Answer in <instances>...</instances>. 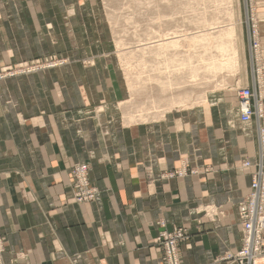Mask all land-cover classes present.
I'll return each instance as SVG.
<instances>
[{
	"label": "crops",
	"instance_id": "crops-1",
	"mask_svg": "<svg viewBox=\"0 0 264 264\" xmlns=\"http://www.w3.org/2000/svg\"><path fill=\"white\" fill-rule=\"evenodd\" d=\"M109 31L99 0H0V69L61 60L0 79V264H162L160 221L187 229L183 264H226L241 245L251 169L239 164L256 158L254 121L218 94L125 122ZM76 163L97 187L91 202L72 199Z\"/></svg>",
	"mask_w": 264,
	"mask_h": 264
},
{
	"label": "rangeland",
	"instance_id": "rangeland-1",
	"mask_svg": "<svg viewBox=\"0 0 264 264\" xmlns=\"http://www.w3.org/2000/svg\"><path fill=\"white\" fill-rule=\"evenodd\" d=\"M99 2L100 5L105 9V20L107 21L108 27L110 28V36L114 40V48L116 51L115 53H117L118 65L120 68L121 75L123 77V80H125L126 82H128L129 80L127 79V71L123 64V57L119 58L118 55L122 53V51L131 50H133L132 52L136 51L137 53H135L136 57L133 58V63L137 64V70L141 74L140 79H142L141 82H143V84L139 83L138 86L140 87L138 89H135V91L132 93L128 89L129 98L127 99V101L129 100V102L126 104L124 103V107L122 106V108L126 107V109L128 110H133L135 106L142 104L143 106L148 107L149 110L145 112L144 117L140 119L134 118L129 123L157 120L161 118V115H164L166 112H168L169 108H173L171 110H188L194 108V106H197V104L199 106L201 103H204L201 101V97L204 93L206 94L204 95L207 97L210 95L222 94L223 98H231L232 100L234 99L236 102L238 92L237 89L241 86H246L247 82L252 83V76L250 74V61L248 58V49L246 47V32L244 24L245 7L243 0H99ZM234 23L237 24L236 28L238 31V37L235 36V38L238 40V47L240 53L234 54L236 55V57L234 56L235 58L233 59V64L232 66H230L231 68L223 67L221 68L222 70L217 71L219 73L216 72L215 74L212 72L205 71L202 67L198 69V78L205 77L204 79H202V81L205 82H201V84L193 86L190 94L191 99H189L187 101V104L184 105L187 108L179 106L178 104L173 107H168L165 102L166 100H162L158 104H156L160 107H158L157 109L155 108L156 110L153 109L151 107V102L148 101L150 99V95L154 96L156 94L155 87L151 89V83H154V81L151 79L152 75H156L157 78L161 76L165 78L166 74L163 71H165L164 69L166 67L164 66L166 64L171 65L170 70L175 69L173 72H171L172 74L170 75V77L173 79L174 77L179 75V70L176 69L178 67V65L176 64L177 61L172 60V57L169 59L171 61L170 62L169 60L163 61V58H158L157 55L156 57H153L155 56V54L153 53H150L152 54L151 56H149V53L144 54V56L138 54L140 53L141 49L145 46L144 43L147 41L155 40L160 36L161 33L174 29L179 31V34H182L184 32L183 34H187L189 36L195 33H203L204 30L210 27L217 31L221 28H226L225 26L228 27L230 25H233ZM211 28L210 31H213V29ZM195 29H197V31ZM181 31L182 33H180ZM118 40H121L123 41V43H125V45L123 46L125 48L124 50L120 49V47H117L116 44ZM233 43V45L237 47V41H235V39ZM193 47L197 51L196 53H192L193 56L191 57V61L193 65L197 64V66H202L204 64V62L202 63L203 60H198L199 58L197 54L199 56L203 54V57H205L208 56L211 51L213 55L217 54L215 56L219 58L218 53L216 52V50H214V48H210L205 53H203V48L201 45H194ZM147 48L152 51L156 50L154 49V47L148 46L145 49ZM140 58L142 59V61H140ZM236 58L238 60H236ZM140 67L141 69H143L139 70ZM187 70L188 69H186V71ZM176 72L178 73L176 74ZM187 75V73H184L183 78H186ZM262 86L263 87L261 89H264V84ZM163 110H165V112H163ZM133 113L136 114V112ZM123 118L125 122H128L125 113H123ZM261 120H263V118ZM254 127L256 129L255 123ZM179 168H183L185 172L187 170V168L184 167L182 164ZM178 170L179 169H176L174 172L177 173ZM168 173L173 172L170 171Z\"/></svg>",
	"mask_w": 264,
	"mask_h": 264
},
{
	"label": "built area",
	"instance_id": "built-area-1",
	"mask_svg": "<svg viewBox=\"0 0 264 264\" xmlns=\"http://www.w3.org/2000/svg\"><path fill=\"white\" fill-rule=\"evenodd\" d=\"M244 24L246 32V47L250 61V86H241L237 89L236 103L239 110V119L242 122L254 121L256 125V158L250 162L245 159L240 165L251 169L250 185L246 196L237 205L238 222L241 230V245L237 250H228L220 260L226 264H255L256 258L264 245V127L259 125L263 118L264 109L259 105L260 89L263 87L264 77V48L261 46V34L258 29L257 3L255 0H243ZM61 60H47L42 63H20L12 68L0 69V79L24 75L43 68L58 65ZM73 184L72 199L77 203L91 202L97 196V187L90 182L86 163H76L71 167ZM185 170L179 168L177 173H168L167 176L182 175ZM163 229L158 234V244L162 252V264H183L181 262L180 245L189 241V233L183 226L172 230L165 229L163 222H159ZM3 238L0 236V255L4 252Z\"/></svg>",
	"mask_w": 264,
	"mask_h": 264
},
{
	"label": "bare ground",
	"instance_id": "bare-ground-1",
	"mask_svg": "<svg viewBox=\"0 0 264 264\" xmlns=\"http://www.w3.org/2000/svg\"><path fill=\"white\" fill-rule=\"evenodd\" d=\"M181 25H182V23H181ZM236 25L237 24L234 23L233 25H230L228 27L225 26L226 28H221L217 31L210 27L211 29H213V31H210V28H207L206 30H204L203 33H199V34L195 33V34L189 35V36L187 34H183L184 32L182 33V31L180 32L182 34H179L178 33L179 31L174 29V30H170V31H166V32L161 33L160 36L155 40L145 42L144 43L145 46L141 49L140 53H138V54H140L141 56H144V54L149 53V56H151L152 54H150V53H153V54H155V56H153V57H156V55H157L158 58L162 57L163 61H167L172 57V60L177 61L176 64L178 65V67L177 68L175 67V68L179 70V71L177 70L179 72V75H177L173 79L170 77V75L172 74L171 72H173L175 69L170 70L171 65L166 64L164 66V67H166L164 69L165 71H163L166 74V77H165L166 80L162 76L157 78L156 75H152L151 79L154 81V83L153 84L151 83V89L153 87H155L156 94L154 96L150 95V99L148 100L151 102V107L153 109H155V108L157 109L160 106H158L156 104H158L162 100H166L165 102L168 105V107H173L177 104L179 106L186 107L184 105H186L187 101L189 99H191L190 94H191L193 86H195V85L197 86V84H201V82L202 83L205 82V81H202V79H204L205 77L204 78H198L199 77L198 69H200L202 67V68H204L205 71L212 72L215 74L218 70H222L221 68H223V67L228 68V67L232 66L233 59L236 57V55H234V54L240 53V50L238 47V40L235 38V36H237V34H238ZM195 30L197 31V29H195ZM152 31H153V29H152ZM234 39H235V41H237L236 44H237L238 48L233 45ZM116 45H117V47H120V49H122V50L125 49L123 47L125 45V43H123V41H121V40H118ZM194 45H201L203 48V50H202L203 53H205L210 48H214V50H216V52L218 53L219 58H217V56H215L217 54L213 55L211 53V51L209 53L210 55L208 54L209 57L208 56L203 57V54L201 56H199L197 54V56L199 58L198 60H200V61L203 60L202 63L204 62V64L202 66H197V64L193 65V63L191 61V57L193 56L192 53L197 52L195 50V48L193 47ZM148 46L154 47V49H156V50L152 51L149 48L145 49ZM183 48H185V49H183ZM132 51L133 50L122 51V53H120L118 55L119 58L123 57V61H124L123 64H124L125 69L127 71V79L129 80L128 82L125 81V87L127 88L126 90L128 91V89H129V91L131 93L134 92L135 89H138L140 87V86H138L139 83L143 84V82H141L142 79H140L141 74L137 70L138 69L137 64L133 63V58L136 57L137 53H136V51H134V52H132ZM127 52L128 53L130 52V53L128 54ZM138 58H139V56H138ZM237 58H236V60H238ZM140 61H142L141 58H140ZM196 63H198V62H196ZM234 64H235V62H234ZM141 67L139 68V70L143 69V68L141 69ZM167 68H169V69H167ZM186 69H188V70L186 71ZM178 72H176V74ZM184 73L188 74L186 76V78H183ZM217 73H219V72H217ZM236 83H237V81H236ZM219 84H217V85H219ZM259 91H260L259 105H261V107H262L261 109H263L264 108V104H263L264 89H260ZM204 94L201 97L202 102H205L207 99V96H205L206 94L205 95ZM128 102H129V100L122 102L121 104L123 106L124 103L126 104ZM197 106H198V104H197ZM122 109H123V113L126 114V117L128 120L127 123L131 122L134 118L140 119V118L144 117L145 112L149 110L148 107H145L142 104L135 106V108H133V110H130V109L128 110V109H126V107L122 108ZM162 109H161V111H162ZM171 109H173V108H169L168 111ZM133 112H136V114H134ZM163 112H165V110H163ZM160 117H162V115ZM259 125H262V126L264 125V117H263V120L260 119ZM260 260H261V254L256 258L255 264H259Z\"/></svg>",
	"mask_w": 264,
	"mask_h": 264
}]
</instances>
